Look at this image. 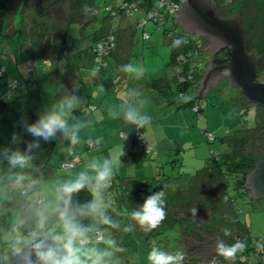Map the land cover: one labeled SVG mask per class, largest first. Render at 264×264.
<instances>
[{
	"label": "rangeland",
	"instance_id": "rangeland-1",
	"mask_svg": "<svg viewBox=\"0 0 264 264\" xmlns=\"http://www.w3.org/2000/svg\"><path fill=\"white\" fill-rule=\"evenodd\" d=\"M105 3L106 0H96V7L100 11L96 16L92 17V14L87 10L84 12V15H80L85 8L79 7V5H77V0H27L25 5L16 0L11 7L7 19V32L5 35H0V62L5 66L8 75L13 78H28L31 77L32 74L35 76L43 75V77L47 79V82L55 76H65L66 73H62L61 69H58L59 71L54 73L53 70H56V68L47 67L46 61L38 56V48L40 47H38L37 43H33L38 37V28L36 25H40L41 23L42 26L47 28V31H49L48 33L53 34L54 38H52V40L60 42L64 38V33L69 21L73 17H77L78 19H83V23L75 22L68 26L70 35L68 41H71V44L74 43L77 45L80 43V38L83 35L90 36L95 29H100L109 25L115 28L117 35L115 54L119 56L120 62L124 65L125 63L123 60H126V57H128V63L133 64L137 69V74L131 75L132 77L136 79L143 78L144 80L146 77H149V79H158L166 72V75L170 78L172 72L167 68V65L170 62V42L172 38L169 37V33L174 27H177L174 18H168L163 24L156 23L155 21H148L144 27H138L140 19L145 16L146 13L140 11L131 17L119 16L116 20H113L111 17H107L109 14L106 10ZM229 5L228 7L220 5L217 8L222 16L231 15V18H233L235 16L233 13L235 12L231 9L233 7L234 10L237 11L238 7L233 2H230ZM249 13L253 17V15H255V10L251 9ZM21 18H24L23 24L21 25L22 29L20 30V28H18V30H16L17 25L15 21L19 22ZM94 19L95 22H93ZM85 20H90V22L94 23V28H83V24L86 22ZM44 27L42 28L43 31ZM179 30L183 32L181 26H179ZM144 32H147L151 37L146 40L143 37ZM89 42L90 39L88 43L83 42V45H89ZM204 46L206 51L202 52L203 55L201 60L206 68L210 61L209 49L207 48L208 42L206 40L204 41ZM47 48L50 53L53 51L52 45L45 47L42 52L43 57H46L45 55L48 54L46 53ZM50 57L52 56L50 55ZM35 58L36 60H34ZM94 71L93 68L82 69L81 74L88 78L93 76L92 73ZM110 72V69H108L101 75L104 78L103 83L105 85L107 81L108 83L110 82L106 77ZM47 82H44L45 86L51 85L46 88L43 93V98L41 97L39 100L40 109L38 114L49 107L55 100H58L59 98H57V95L61 96V92L53 85L54 83L48 84ZM88 92H92L90 96L91 102H98L100 100L96 87L92 85L89 86ZM228 94L229 91L227 90L226 82L222 80L219 84L210 89L209 94L205 98L199 99L201 103H206L207 105L204 112L201 113H194L190 108H185V110L178 113L175 110V105L174 107H167L165 98H161L162 104H160L158 102L156 103L153 97L143 95V98L146 100L143 110L150 117V124L141 129L143 131L141 136L149 140V136L145 134L148 130L149 133H155L159 141L155 142L153 140V142L151 141L148 143L149 151L151 152L143 150L138 151L137 161L140 163H138V165L134 166V164L122 160V156V164L119 165L118 172L113 178L115 181V190H109L114 197L110 195L111 199L116 201L112 206V212L114 213L115 220L121 225L119 229L111 230L113 238L116 239L123 248V251L118 254L119 264H148L147 253L153 247H159L165 251H182L180 244L186 247V252H184L186 254L185 264H191V261H200L199 264H244L243 261H246L248 256H242V258H240L242 261H239L238 259L241 257L242 252L238 250L233 259L227 260L218 254V244L222 243L229 247L237 243L241 244V241L238 242L235 240V236L239 234L238 238L241 239L245 233L242 239L244 241L249 237H255L260 238L261 243L264 242V198L254 199L242 193V191L234 187L235 184H231L233 179L230 175H227V179L225 180L228 184L225 191L227 197H224L222 194L221 181L224 179L209 183L208 178L206 179V176H202L201 180L194 181V191L197 192V195H195L196 197L191 204H189V198L186 197V203L180 201L176 207L170 206L169 209H166L170 213L176 212V216H174L175 221L182 219L185 223L183 230H181L182 228L180 227H168L167 230L165 228V231L160 233V231H144L136 227L131 233L123 231V226L131 223V221L125 215L127 212L125 204H118L116 200V198L120 196L119 193L122 192V176H139L142 178L145 176L144 181H146L152 176L155 177L156 174L167 173L173 176H180V174H185L190 171L197 172L196 168L202 169L205 166V161H210L214 153L219 154L220 149H223L219 142L208 143L206 140L209 136L208 134L214 133L215 135L222 136L227 130L232 129L231 126L233 125H230L228 121L225 120L226 115L222 113V111H225L227 108L224 103H226L225 98ZM37 99H35V101ZM251 103L252 102L249 101L250 105ZM211 104L221 105L222 111L217 106V114V112L211 110ZM95 105L97 106L96 103ZM237 107L239 108V105H237ZM87 108L90 114L96 112V110L92 111L90 107H86L84 110L85 113L81 112L76 114L75 112L74 115L83 119L87 113ZM100 111L101 109H99L96 114L98 115ZM262 112H264V108ZM93 115L95 116V114ZM98 120V123H100V118ZM163 123H166L165 125L168 126V129L160 132ZM124 127L125 125H121L120 128L124 130ZM188 127H190L192 131L191 134H193L194 144L190 142ZM90 128L93 129H85L81 132V136H86L82 142L83 148L81 152H95L98 150L100 158H104L107 150V139L98 136V140H96V136L99 134V128L96 126ZM145 128H147V130H145ZM258 131L259 132L254 131L249 133V137L252 141L248 145L247 150L258 154L262 158L264 157V128ZM119 132L120 131H117V133ZM118 137L120 136L118 135ZM94 139L98 141L97 143L99 145L97 148H87L88 141H90L89 144L94 141L95 145H93V147H96L97 143ZM118 141L119 144L112 146V148L116 150L115 155H118L121 146H123L124 153L128 148V144L126 147V142L123 144L121 138H119ZM65 144L66 145H64V143L61 144L59 141L56 146L54 145L55 149L33 154L34 160L31 166L24 169L30 172L35 171V173L39 170L41 174L45 175L41 181L43 185L42 190L39 188L31 191L27 188L30 194L32 193L33 202L37 201L42 193L50 196L51 188L54 186L55 182L69 173H72V170H64L63 167L65 163L71 161L68 155L72 151H76V146H70L67 142H65ZM77 146L79 145L77 144ZM133 161L134 159H132V162ZM43 165H45V167H42ZM38 166H41V168ZM76 166L77 165L74 164L73 167ZM161 166H164V168L161 169ZM19 172L18 170V173ZM52 175L55 178H53ZM213 176H216V174ZM33 177L32 173V179ZM1 180V203L4 204V202L9 200H15L16 197V199H18V195H20L21 198L27 196V194L22 193L20 190L18 192H16V189L13 190V192L10 190L13 182L12 175L3 173ZM20 180L22 181L23 179ZM3 191L7 192L8 200ZM187 194H189V191H187ZM206 198H209L210 201H207ZM9 204L11 203L8 202V205ZM188 205H192V207H187ZM38 206L39 203L38 205H34L35 210ZM120 206L122 208H120ZM119 209H122V212H120ZM18 211L21 210L18 209ZM237 216L246 228H241V225H239V228H234V226L237 225ZM170 220V217H167V221ZM191 222L192 225L189 226L187 223ZM170 223L172 222L170 221ZM200 226L206 227V229H200ZM16 228H18V225ZM4 230V226L0 225V233L4 232ZM17 240L18 242L20 241L19 238ZM261 246H263V244H261ZM259 259L254 255L250 257L252 263L258 262V264H264V257L259 256Z\"/></svg>",
	"mask_w": 264,
	"mask_h": 264
},
{
	"label": "trees",
	"instance_id": "trees-1",
	"mask_svg": "<svg viewBox=\"0 0 264 264\" xmlns=\"http://www.w3.org/2000/svg\"><path fill=\"white\" fill-rule=\"evenodd\" d=\"M18 1L24 5L27 2V0ZM215 1L217 7L220 5L223 7H228L230 6V2H233L237 5V11H235L233 7L231 10L235 12L233 14L240 15L243 27L245 28V48L247 53L254 52L261 57L257 65V71L259 76L263 77L264 0ZM15 2L16 0H0V35H5L7 32V19L11 7ZM157 2L158 0H145L143 6L150 10ZM77 5H79V7L85 8V10L80 13L81 16L84 15L86 10L92 14V17L96 16L100 11L96 7V0H77ZM105 5L106 10L108 7H116L114 0H106ZM251 9L255 10V15H253V17L249 13ZM107 11L109 15L106 16L115 20L114 16L112 15L113 13H111L109 10ZM225 17L230 18L231 15H226ZM82 20L83 19L73 17L69 21L68 26L75 22H82ZM23 21L24 18H21L19 22L15 21V24L17 25L16 30H18V28H20V30L22 29L21 25L23 24ZM89 22L90 20L86 21L83 24V28H94V23L90 22L92 23L90 24ZM93 22H95V19ZM36 26L38 28V37L37 40L35 39V41H33V43H37L38 47H40L38 48V56L42 60L47 59L52 62L50 68H56V70H53L54 73H57L59 71L58 69L65 67L67 74H69L71 71H74L77 74L82 75V69L93 68L97 72L96 76H94V79L96 80L98 76L102 75L113 65V62H115L116 67L118 65L117 60L119 61L120 59H118L115 54L116 50L109 54L108 59H106V64L103 62L102 65H99L100 48H104V46H106L105 43L108 39V36H117L114 27H110L108 25L107 27L95 29L94 31L92 30L93 32L90 36L83 35L80 38V43L76 45L74 43L71 44V41H68L70 37L68 26L66 27L64 38L60 42L53 41V34L48 33L49 31H47V28L42 26L41 23L40 25ZM43 27L44 31L42 30ZM172 30L174 31L175 27ZM46 38L49 39L50 42ZM89 39V45L86 44L87 46H84L83 42L88 43ZM170 44L171 55L167 68L170 71H174L175 74L172 73V78L165 86L164 81L166 79V72L164 76L159 78V80L156 82L159 90L163 92L165 91L164 94L167 96V107H174L175 105V110L178 113L182 110H185V108H190L194 113L204 112L207 105L206 103H201V101H199L200 98L198 97V89L200 87V81L203 77L205 67L204 65L202 67H196L194 65V61L196 62L197 60H201L203 55L202 52L206 51V48H204V42L198 43V39L196 40L192 35H188V33L180 32L179 27H177V34H175L171 39ZM50 45L53 46L52 53H50L48 47L46 52L48 54L45 55L46 57H43V50L45 47ZM50 55L52 57H50ZM230 58L231 48L228 47L224 48L218 55H216L215 61L217 64H223L228 62ZM34 60H36V58ZM191 71L193 74H190ZM82 77L86 76L82 75ZM8 78L9 75L6 71V68L0 62V149L12 148L23 151L27 148V143L31 141L33 137L24 130L22 121L32 124L38 120L39 114L37 112L38 107L35 106V99L40 98V96L43 94L46 88L44 82L47 81V79L43 76L40 77L39 75L35 76L33 74L28 78ZM50 82L51 81L48 80L47 83L49 84ZM225 82L227 90L229 91V94L225 98L226 103H224L227 108L225 111H222L221 105L211 104V110L217 112L218 114V106L222 113L226 115L225 120H227L230 125H233L231 126L232 129L227 130L222 136L209 133V136L206 139L208 143L219 142V144H221V148L223 149H220L219 154L214 153L210 161H205V166L202 169L196 168L197 172L190 171L188 173L186 172L185 174H180V176H173L167 173L156 174L155 177L152 176L146 181H139L137 185H135L136 187L130 192L125 190L127 187H124L123 185V188L121 189L122 192L119 193L120 196L116 198L118 204L124 203L127 212H130L132 208L142 205L144 200L152 193L163 189L166 193V218L156 229H154L155 231H160V233H162L165 231V228L167 230L168 227H180L182 228L181 230H183L185 223L182 221V219L178 221L174 220V224L170 223L171 220L167 221V217L172 219V217L176 216V212L170 213L166 209H169L170 206L176 207L180 201L184 203L186 201V197L189 198V204H191V202L196 197L195 195H197V192L194 191V181L201 180L202 176H206V179L208 178L209 183L224 179L221 181L223 190L222 194L224 197H227L225 193L226 188L228 187L227 181H225L227 179V175L232 176L233 182L231 181V184H235L234 187L242 191V193L247 195L250 194V190L246 186V177L256 168V164L260 160L264 159V157L261 158L258 154L249 152L247 150L248 145L252 141L249 137V133L254 131L259 132L258 130H262L264 128V112H262L264 105H258L255 103H251L250 105L249 100L243 94L242 89L234 87L228 80H225ZM163 88L165 90H163ZM86 102L87 106L90 107L92 111H95L98 108V106L90 101L89 95L86 99ZM236 104L239 105V108ZM187 129L189 130L190 134V142L191 144H194L193 134H191L192 131L190 127ZM14 134L18 137V142L15 144L12 143ZM142 134L143 131L141 129L137 130L135 126H130L128 129L127 138L132 140V142L139 144L143 151L151 152L149 151L148 141L146 138H142ZM145 141L148 145L143 143ZM54 145L55 140L50 143L41 142V148L34 150L33 153H42L43 151H49V149L53 150ZM70 163H73L74 166V162L70 161ZM162 168H164V166H161V169ZM214 174H216V176H213ZM114 182L115 181L113 180L110 190L115 188ZM187 191H189V194H187ZM77 199H79L81 202H84L90 199L89 193L87 191H83L79 194ZM206 200L210 201L209 198H206ZM187 207H192V205H188ZM111 214L115 219L114 213L111 212ZM236 221L237 225L234 226V228H239V225H241V228H246L238 216ZM187 224L191 226L192 222ZM200 229H206V227L200 226ZM238 235L239 234L235 236V240L238 242L241 241L242 244V248L239 249V252H242L241 256H248V259L243 261V263L258 264V262L252 263L250 261V257L253 255L257 259H259V256L264 257V242L261 243V239L255 237H249L246 239V241H244L242 240L244 235L241 237V239L238 238ZM261 244H263V246H261Z\"/></svg>",
	"mask_w": 264,
	"mask_h": 264
},
{
	"label": "clouds",
	"instance_id": "clouds-1",
	"mask_svg": "<svg viewBox=\"0 0 264 264\" xmlns=\"http://www.w3.org/2000/svg\"><path fill=\"white\" fill-rule=\"evenodd\" d=\"M120 71L137 74L131 63L122 65ZM92 75L96 76V72ZM96 90L97 93L105 92L103 84H96ZM84 103L75 90L66 91L39 114L35 123L22 121L24 130L33 139L27 143L25 151L0 149V164L7 165V174L12 175L16 182L23 183L19 181L18 170L31 166L33 152L41 148V142L59 140L61 144L67 142L70 146L79 144L81 132L91 124L90 120L74 115ZM145 104L139 90L129 89L123 93L119 104L107 105L106 112L110 119L123 120L139 130L150 124V117L143 111ZM17 142L18 137L14 134L12 143ZM124 155L121 146L118 155L94 157L78 171L55 182L51 195L39 202L34 213V226L29 233L30 247L24 249L16 241H11L14 245L11 251L18 264H119L118 254L123 248L113 238L111 230L119 229L121 225L111 214L113 209L108 195ZM25 190L29 189L26 187ZM83 191L89 193L90 199L81 202L77 197ZM165 196L163 189L156 191L142 205L126 212L131 223L124 225L123 231L131 233L136 227L144 231L156 229L166 218ZM240 248L242 245L239 243L231 247L221 243L217 251L231 260ZM185 258L186 254L181 250L165 251L159 247H153L147 253L148 264H183ZM0 264H9L8 257L0 255Z\"/></svg>",
	"mask_w": 264,
	"mask_h": 264
},
{
	"label": "crops",
	"instance_id": "crops-1",
	"mask_svg": "<svg viewBox=\"0 0 264 264\" xmlns=\"http://www.w3.org/2000/svg\"><path fill=\"white\" fill-rule=\"evenodd\" d=\"M116 56H117V58L119 57L118 55H116ZM45 61H46L47 67L52 64V62L50 60L45 59ZM123 61L125 64H129L128 63L129 62L128 57H126V60L124 59ZM117 62H118L117 67H116L115 62H113L112 63L113 65L109 68L111 72L106 77L108 78V80H110V82L108 83V81H107L106 85L103 83L104 78L101 75L98 76L99 78L97 77L96 80L94 79L93 76H92L93 78L90 77L88 79L86 77H82V75L77 74L74 71H71L69 74H67L65 67L60 68V69L62 70L61 72L62 73L65 72L66 75L65 76H59V77L55 76L50 80L51 81L50 83H52V82L54 83V84L53 83L52 84L61 92V96H63L66 91L72 92L73 90H75V94L78 96H81L84 99L85 103L82 104L81 107L75 111L76 114L81 113V112L85 113L84 110L86 107H88L86 105L87 104L86 99H87L88 95H89V98H91L90 96L92 94V92H88L89 86L92 85V86L96 87V84H103L105 92L104 93H98L100 100L98 102H93L94 104L96 103L98 106V108L96 109V112L93 113V114H95V116L92 113L90 114L89 110L87 108V113L83 117V119H87V120L91 121L90 127L96 126L97 128H99V134H97L96 140H98V138H97L98 136H100L101 138L105 137L107 139V150L105 153V157L108 156L109 154L115 155L116 150L113 149L112 146H114L115 144H119L118 140H119V138H121L123 144L126 142L125 143L126 147L128 144V148L125 150V155L122 157V160H126V161H128V163L134 164V166H135V165H138V163H139L137 161L138 154H139L138 151H141L142 149H141V146H139V144L132 142V140H129L128 138L125 140L126 136L128 135V129L132 125H127L123 120L110 119L107 115V112H106V106L109 104H119L121 102V99L123 98V93L129 89H137L142 93V96L143 95H146V96L149 95L156 100V103L158 102V103L162 104L161 98H165V100H166L167 96L164 94L165 91L163 92V91L159 90L156 82H157V80H159V78L163 77L165 73H163V75L160 76L158 79L157 78L156 79H149V77H146L145 80L143 78L136 79L135 77H132L129 74L121 72L120 68L123 64L120 62V60L119 61L117 60ZM171 72L173 74H175L174 71H171ZM204 73H205V70H204ZM204 73H203V76H204ZM39 76L41 77L43 75H39ZM171 78H172V76L169 78L166 75V79L164 81V86L167 83H169V80ZM8 79H14V78L9 75ZM86 80H87V83H86ZM45 82H47V81H45ZM49 86H46V88ZM46 88H45V90H46ZM45 90H44V92H45ZM163 90H165V89L163 88ZM94 91H93V93H94ZM61 96L57 95V98H60ZM93 96H94V94H93ZM41 97L43 98V94L40 96L39 99H37L35 101V106L38 107L37 112L40 109L39 100L41 99ZM99 109H101V111L97 115L96 113L99 111ZM96 115H97V117H96ZM89 117H90V119H89ZM99 118L101 121L100 123H98ZM165 124L166 123H163V127L160 128V132H163L165 129H168V126H166ZM121 125H125L124 130H122L120 128ZM90 127L87 129L92 130L93 128H90ZM145 130H147V128H145ZM117 131H120V132L117 133ZM145 134H147L149 136V140L146 138L148 143H150L151 141L153 142V140L155 142L159 141V138H157L155 136V133H149V131L147 130V133H145ZM118 135L120 137H118ZM84 137H86V136H81V142L78 144L79 146L75 145L76 151H72L68 155L70 160L73 161L75 165H77L76 167H73L72 169L68 170V171L72 170L71 171L72 173H74V172L78 171L80 168H82L83 165L88 160H90L94 157L100 158V156L98 155L99 154L98 150L95 152L94 151H87V152L83 151V153L81 152V150L83 148L82 142H83ZM57 142H59V140H55V146H56ZM89 142L90 141H88L87 148L88 147L89 148H97V146L99 145L97 143L98 141H96V143H97L96 147H93V145H90ZM64 145H66V144L64 143ZM55 146L53 149H55ZM33 154H36V153H33ZM37 154H39V153H37ZM132 159H134L133 162H132ZM42 167H45V165H43ZM39 168H41V167H39ZM6 170H7V165L6 164H0V171H2L3 173H7ZM32 173L34 176L33 179H32ZM18 176H19V181H21L20 179H23L22 180L23 183H18V182H16V180L13 179L12 180L13 182L11 185L12 188H10V187L9 188H10V190H12V192L15 189H16V192H18L20 190L22 193L27 194V196L21 198L20 195H18L19 196L18 199H16L17 198L16 197L15 200H9L7 202H4V204L1 203V201H0V225H3L5 228L4 232L0 233V255H4V256L8 257L9 264H18V261L16 260L14 253L11 251L12 247H14V245L11 243V241H17V243L19 245H21L24 249H27L28 247H30L31 241L29 239V233L34 226V213L36 211L34 208V205H38L40 200H42L48 196L47 194L42 193V195H40L39 199L37 201L33 202L32 193L30 194L29 190L28 191L25 190L26 187L29 188L31 191L39 189V188H40V190L43 189L42 188L43 185H42L41 181L45 175L41 174V172L39 170L36 173H35V171L30 172L28 170H22L18 173ZM1 177H2V174H0V182L2 181ZM52 177L55 178L53 175H52ZM122 178H121L122 184L124 185V187H127L125 190L130 192L132 189H134L136 187L135 185H137V183L139 181L145 179V176L143 178L139 177V176H131V177L130 176L129 177L122 176ZM28 179H30L31 181ZM114 190H115V188H113L111 191H114ZM111 191H109L108 199H109L110 203L114 205V203L116 201L111 199L110 195H112V197H113V194ZM4 194L8 200L7 192H4ZM8 202H10L11 204L8 205ZM120 208H121V206H120ZM18 209L21 211H18ZM119 210L121 212V209H119ZM171 222H172V224L175 223L174 217H172ZM17 225H18V228H16ZM18 238L20 239L19 242L17 240ZM180 247H181L183 252H186V247L184 245L180 244ZM188 253H189V251H188ZM240 258H242V256L239 257V259H238L239 261H241ZM185 263H186V260H185V262H183V264H185ZM197 263H200V261L199 262L191 261V264H197Z\"/></svg>",
	"mask_w": 264,
	"mask_h": 264
},
{
	"label": "water",
	"instance_id": "water-1",
	"mask_svg": "<svg viewBox=\"0 0 264 264\" xmlns=\"http://www.w3.org/2000/svg\"><path fill=\"white\" fill-rule=\"evenodd\" d=\"M175 23L182 27L184 33L211 37L215 42L218 41L210 51V61L200 81L199 98L205 97L211 87L226 78L234 87L242 89L249 101L264 105V83L258 80L257 71L261 57L254 52L247 53L245 28L239 14L225 19L218 15L212 0H186L177 12ZM228 47L231 48L230 60L217 64V52ZM246 186L250 190V198H264V159L248 174Z\"/></svg>",
	"mask_w": 264,
	"mask_h": 264
},
{
	"label": "built area",
	"instance_id": "built-area-1",
	"mask_svg": "<svg viewBox=\"0 0 264 264\" xmlns=\"http://www.w3.org/2000/svg\"><path fill=\"white\" fill-rule=\"evenodd\" d=\"M114 1L116 7L115 8L114 6L112 8L108 7L107 10L113 13L112 15L114 16L115 20L119 16L131 17L135 13L143 11L144 13H146V15L140 19L138 23V27H144L148 23V21H155L156 23L163 24L165 21H167L169 17L175 19L177 16V12L182 8L183 3L186 0H158V2L150 10L146 9L145 6H143L145 0H114ZM175 34H177V27L175 28L174 31L172 30L169 33V37L173 38ZM143 37L147 40L150 38V35L147 32H144ZM105 45L106 46H104V48H100L99 65H102L103 62L106 64V59H108L109 54L116 50V46H117L116 37L114 35L108 36ZM194 65L196 67H202L204 63L201 60H197L196 62L194 61ZM190 74H193V72L191 71ZM143 143L147 144L146 141ZM90 145H94V141H92ZM72 167H73V163L70 162H67L64 165L65 169H70Z\"/></svg>",
	"mask_w": 264,
	"mask_h": 264
},
{
	"label": "flooded vegetation",
	"instance_id": "flooded-vegetation-1",
	"mask_svg": "<svg viewBox=\"0 0 264 264\" xmlns=\"http://www.w3.org/2000/svg\"><path fill=\"white\" fill-rule=\"evenodd\" d=\"M213 1V3L215 4V6H216V11H217V13H218V15L220 16V17H222V18H225V19H229V17H224V16H222L221 14H220V12H219V10H218V8H217V4H216V1L215 0H212ZM182 9V8H181ZM231 18V17H230ZM175 20V19H174ZM177 27H179L178 25H176ZM189 35V34H188ZM190 35H192L193 36V38H195L196 40L198 39V43H203L205 40L208 42V47H209V55H210V51H212L213 50V46L215 45V44H217L218 43V41H214V40H212L211 39V37H204V36H200V35H197V34H195V35H193V34H190ZM224 49V48H223ZM223 49H221L220 51H218L217 52V55L223 50ZM264 77V76H263ZM262 76L260 77L259 76V74H258V80L260 81V82H263L264 83V78H263ZM222 80H228V79H226V78H222L221 80H220V82L222 81ZM219 82V83H220ZM218 83V84H219ZM212 88V87H211Z\"/></svg>",
	"mask_w": 264,
	"mask_h": 264
}]
</instances>
